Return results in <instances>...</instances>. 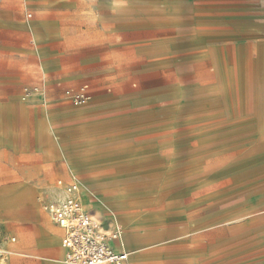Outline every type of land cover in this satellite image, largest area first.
<instances>
[{"label":"crops","instance_id":"crops-1","mask_svg":"<svg viewBox=\"0 0 264 264\" xmlns=\"http://www.w3.org/2000/svg\"><path fill=\"white\" fill-rule=\"evenodd\" d=\"M84 3L0 0V223L16 238L12 244L17 231L34 239L32 250L63 252L64 260L42 264H66L64 230L43 209L52 200L40 207L45 183L60 177L59 191V180L78 182L85 209L125 230L130 241L122 233L112 247L129 254L128 264H173L154 250L164 233L148 228L146 193L137 191L146 188L129 176L146 171V59L159 63L155 72L167 68L146 43V29L155 25L146 11L120 15L117 7L104 12ZM246 4L224 13L219 35L212 8L191 1L181 14L190 37L172 61L216 64L222 78L232 46L240 61L264 60V0ZM83 85L87 99L69 103V92ZM7 248L9 260L19 254ZM181 264L197 263L187 257Z\"/></svg>","mask_w":264,"mask_h":264},{"label":"rangeland","instance_id":"rangeland-1","mask_svg":"<svg viewBox=\"0 0 264 264\" xmlns=\"http://www.w3.org/2000/svg\"><path fill=\"white\" fill-rule=\"evenodd\" d=\"M83 1L104 12L117 7L120 15L146 11L155 25L146 29V43L167 67L155 72L159 63L146 59V171L129 175L146 188L137 191L146 193L148 228L164 233L165 242L154 250L173 264L187 257L197 264H264V60L240 61L232 46L222 78L216 64L172 61L179 56L173 50L190 37L181 14L189 12L191 1L212 8L220 35L224 13L252 0ZM58 179L45 183L41 209L44 201L64 197ZM0 227V244L19 252L4 264L64 260L59 247L32 250L34 239L17 231L18 242L9 243L10 233ZM56 227L61 245L63 231Z\"/></svg>","mask_w":264,"mask_h":264},{"label":"built area","instance_id":"built-area-1","mask_svg":"<svg viewBox=\"0 0 264 264\" xmlns=\"http://www.w3.org/2000/svg\"><path fill=\"white\" fill-rule=\"evenodd\" d=\"M87 89L88 85H83L77 91H70L72 101L83 103L87 99ZM58 186L64 197L44 203L43 209L64 230L62 244L66 249V264H128L129 254L112 247V242L121 237L120 227L105 226L85 209L78 182L59 180ZM3 231L0 227V233ZM8 242L14 243L16 238L8 236ZM10 254L7 246L0 244V264L6 263Z\"/></svg>","mask_w":264,"mask_h":264},{"label":"bare ground","instance_id":"bare-ground-1","mask_svg":"<svg viewBox=\"0 0 264 264\" xmlns=\"http://www.w3.org/2000/svg\"><path fill=\"white\" fill-rule=\"evenodd\" d=\"M219 154V153H218ZM130 243V242H129ZM66 263V262H65Z\"/></svg>","mask_w":264,"mask_h":264}]
</instances>
